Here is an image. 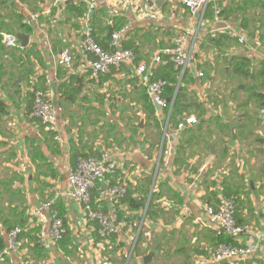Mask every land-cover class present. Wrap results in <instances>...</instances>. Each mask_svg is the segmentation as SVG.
<instances>
[{
  "label": "crops",
  "instance_id": "crops-1",
  "mask_svg": "<svg viewBox=\"0 0 264 264\" xmlns=\"http://www.w3.org/2000/svg\"><path fill=\"white\" fill-rule=\"evenodd\" d=\"M31 1L33 0H26L28 4H23L21 0H8L13 4L17 14L22 15L23 18L25 14L22 7L28 13L38 16L32 25H27L33 28V32L28 35V45L25 48L33 53L28 57L23 56L20 63L15 62L14 57L4 55L5 52L14 49L4 47L5 50L0 51V101L7 106L6 112L0 116V238L4 247L0 251V264H214L206 261L215 250L207 239L213 238V234L220 229L207 215L205 208H216L219 204L222 182L228 175V167L230 168L233 156L236 157L235 165L239 174H244L246 184L250 186V192L241 197L242 201H240L242 225L259 222V229H254L253 232H262L264 168L262 164L256 162V159L264 158V119H261L260 110L257 113L261 125L255 130L257 136L255 138L261 141H254L253 137L242 141L236 139L234 135L231 140L224 138L228 155L220 165L215 157L217 152L221 153L224 148L223 143L219 142L222 137L219 135L216 143H210L214 146L215 155H211L210 149L207 151L201 145L198 154L188 160L187 168L175 165L173 160L177 157L176 145L170 142L162 144L160 125L158 124L160 136L145 132L143 129L146 127L144 114L139 106L132 103L139 86L128 76L127 67L113 70L110 75H105L108 78L100 83V77L96 80L88 79L77 74L76 69L69 73L57 62L59 53L63 49L70 50L77 61V33L84 17L71 19L70 23H65L67 19L65 3L72 2L77 7L79 4H84L85 12L91 3L94 6L92 20L95 22L98 18L101 19L103 25L108 26V31L111 29L113 17L122 19L123 24L132 22L135 29L158 27L136 25L131 7L122 0H104L105 3L101 5L99 0H61L60 4H56L57 0H36L38 1L36 7ZM61 5H64V8H61ZM52 8L54 15H50ZM97 12H102V15ZM6 13L10 12L5 10L2 15ZM228 22L237 30L241 29L239 20ZM181 23L175 18L170 28L164 30L159 28L160 32L170 31L172 34V29L181 28ZM230 23L212 24L209 28L210 35L223 33L221 29ZM72 24L75 26H71ZM247 37L249 40L244 47L237 46L235 42V45L223 49L222 54H218L216 49L203 46L206 88L204 90L198 88L202 91L197 92L198 89L193 88L195 81L191 76L189 78L193 82L187 86L189 94L195 101L194 106L199 103L207 107V99L213 89L211 86H214L215 80L219 79L218 75L221 74L219 69L224 65L221 57L228 60L231 56L244 55L250 59L251 65L264 62V41L255 34ZM18 48L23 49L20 43ZM227 52L231 54L229 57L224 56ZM18 55L19 53H16L15 57ZM228 71V67H225V74ZM12 74L15 83L22 84L18 93H15L14 87L10 85ZM220 76L223 78V74ZM70 78L73 80L68 88H77L79 85L83 88L75 103L68 102L60 89ZM28 81L29 87H27ZM34 86L46 88L52 96L57 128L54 131L56 138L54 137L53 141L48 140L47 127H38L30 121V116L27 117L24 113L25 93L31 92ZM121 92H125L128 100L117 103V106L113 105L114 99L118 100ZM111 105L112 108H109ZM96 110L100 111L99 115H94ZM220 110L218 108L216 112L219 113ZM130 112L135 114L136 119ZM94 116L98 117L97 120L93 119ZM188 116L195 117L194 124L200 120L196 113ZM78 119L86 122L85 127L87 130L90 127V131L81 135V131L77 130ZM222 120H226V117ZM73 123L74 128H71ZM108 123L115 128L109 127ZM137 124L140 128L135 131L134 126ZM71 143L87 146L86 148L93 151L100 150L109 154L111 158H116L120 164L119 177L121 180L124 179L126 186L139 188L148 179L150 180L151 183L145 186V190L154 189L159 195L154 202L157 204L155 215L148 216L143 222L146 206L144 210L136 212H127L125 206L120 207L125 212V218L132 220L133 223L139 219L138 217H142L141 226L144 229L142 241L136 247L138 252L133 251L134 242L139 234V231L136 235L132 233L136 223L133 226L127 223L126 229L122 228L123 225L115 224L114 238L110 236L101 241L98 237L99 240H95L93 232L96 231V224L89 223L79 204L68 196L69 149L74 146ZM33 146L40 147L41 160L32 159ZM161 146V155L158 159ZM254 147L263 148V155H256L253 151ZM249 151L253 154L251 155ZM209 160L211 164L202 169ZM246 164H249V167H246ZM106 192L107 186L104 187L105 194L95 199L94 204L97 205L96 210L111 217V203ZM136 196L143 197L144 192ZM47 202H51L52 208L56 206V213L59 212L65 221L68 235L59 246L53 244L49 238L51 216L49 211L42 208ZM137 204L140 207V203ZM10 225H21L25 231L16 251L6 249L5 236L7 226ZM232 241L236 245L245 244L239 238ZM178 247L190 252L187 257L189 263L185 261L186 257L176 253ZM200 248L207 249V257L198 255L197 251ZM164 255L169 258L164 259ZM145 257L149 259L145 261ZM254 257L261 261L264 259L261 245L257 247L252 257L228 263L240 264Z\"/></svg>",
  "mask_w": 264,
  "mask_h": 264
},
{
  "label": "built area",
  "instance_id": "built-area-1",
  "mask_svg": "<svg viewBox=\"0 0 264 264\" xmlns=\"http://www.w3.org/2000/svg\"><path fill=\"white\" fill-rule=\"evenodd\" d=\"M124 4L131 7L136 25H148L158 27L161 30L170 28L173 20L178 18L182 22L181 28L175 29L173 38L165 40V44L159 46L155 51L146 53V57L136 61V55L130 48H124V42L132 32L133 23L126 22L119 29L112 31L106 48L99 46L94 38L95 28L91 23L94 6L88 5L81 23V28L77 33V61L76 56L68 49L60 51L58 64L69 73L76 69L77 74L88 79L96 80L101 76L110 75L113 70L127 67L128 76L137 82V86L143 88L146 96L153 107V115L160 125L161 142L177 144L182 130L190 124H194V116H188L179 121L175 126L171 125V112L174 105L175 94L165 98L166 81L153 79V71L158 66L172 65L177 73V86L181 85L188 75L193 78L195 84L193 88H206V74L203 71L205 56L203 46L210 36L209 28L214 23H230L218 18L220 11L216 0H122ZM57 0L56 4H60ZM99 4H104V0H99ZM212 4V7H209ZM64 8V5H61ZM25 14L22 23L32 25L38 16L28 13L24 7ZM135 11V12H133ZM211 11V16H209ZM222 34L234 38L236 45L244 47L247 44L248 35L241 29L227 24L221 29ZM220 33V32H219ZM2 45L6 49H16L19 41L15 34H2ZM229 52L225 57H229ZM202 91L198 89L197 92ZM261 119H264V109L260 110ZM30 117L40 120L49 130L56 131V111L50 92L36 90L32 94V110ZM116 123L118 121L113 118ZM158 153V159L161 155ZM210 160L206 165H210ZM120 164L116 158H111L109 154L101 153L94 158L82 159L73 168L68 166L67 182L70 186L68 196L79 204L85 219L89 223L96 224V232L102 240L110 238L116 232L115 224L122 226L124 223L118 222L116 206L126 194V184L124 179H117L114 185L107 186L104 182L106 176H114L119 170ZM102 184L107 186L106 196L111 203V217L93 209L91 191ZM105 193L101 192L100 197ZM42 208L49 211L51 216L49 238L53 244L62 240L65 234V227L61 218L56 212L51 210V202L44 203ZM205 212L211 220L225 234L233 239H242L244 245L221 244L211 252L209 261L214 264L224 262H239L252 257L257 247L262 246L264 250V229L260 233H255L245 225L238 224L235 220V205L233 201L221 196L216 208L206 207ZM116 220L117 222H114ZM21 229L16 227L9 230L5 236L6 249L16 251L19 247V235ZM136 242V241H135ZM134 242V244H135Z\"/></svg>",
  "mask_w": 264,
  "mask_h": 264
},
{
  "label": "trees",
  "instance_id": "trees-1",
  "mask_svg": "<svg viewBox=\"0 0 264 264\" xmlns=\"http://www.w3.org/2000/svg\"><path fill=\"white\" fill-rule=\"evenodd\" d=\"M21 2L23 4L27 3L26 0H21ZM31 4H34V6L36 7L38 6V1L33 0L31 1ZM215 5H218V7L220 8L221 0H216ZM209 7H212V4ZM256 7L260 10H263L262 15L260 16L259 14V16L256 18V20L259 21L258 26L261 30L264 29V0H230V3L226 7L219 9L220 11L218 12V18L226 22H233L241 19L239 20V27L242 30H246L248 22L253 20L245 18L244 16L248 15V10L254 9ZM83 8H85L84 4H79L77 7V5L72 2L65 3V12L67 14L65 23H70L71 19L76 20L77 18H82L85 14V10ZM5 10H8L10 13L2 15ZM97 14L102 15V12H97ZM50 15H54L53 8L50 10ZM209 16H211V11H209ZM22 21L23 16L17 14L15 8L13 7V4L9 3L8 0H0V51L5 50L4 46L1 43L2 34L23 33L28 36L33 32V28L31 26L22 24ZM91 23L95 28L94 38L97 44L102 48H106L109 41L108 26L103 25V21L99 18L95 22L94 20H92ZM123 23L124 22L122 19L113 17L111 22V30L114 31L116 29H119L123 25ZM71 26L75 25L72 24ZM256 30L257 26L253 30V34L250 33L248 35L253 36ZM159 32V28L141 30L133 29L128 36V40L124 42L123 47L130 48L134 51L136 55V61L141 60L142 56L140 50L143 44L147 43L149 40L154 41L155 48H158L162 44L163 41H156V34H158ZM162 32L165 34V36L168 37L171 33L170 31ZM259 38L260 40L264 41V36L262 34L259 35ZM234 41L235 40L233 38L225 34L216 33L215 35H210L207 38L204 46L208 49H216V51H218V54H222L223 49L229 47ZM26 50L27 48H17L14 50H10L9 52H5L4 55L14 57L15 62L21 63L23 60V56L28 57L33 53V51ZM16 53H19L17 57H15ZM220 59L221 61H224L223 67L219 69L220 73L223 74V78H225L226 81L234 82L236 84V87L231 91L226 92L225 94L209 95L207 99V107L199 103L197 104V106H194L195 101L192 99V96L189 94V90L187 88V86L193 82L192 79L189 78V75L184 80H182L181 85L176 88L178 81V72L173 68L172 65H160L153 71V79L164 80L167 83L165 89V98H169L173 94H175L174 105L170 116L171 125L175 126L179 121L184 120L186 116L188 117V115L192 113H196L197 118L200 119L196 124L190 126L187 125L182 130L179 140L176 144L177 157H175L173 160L175 165L187 168L189 166L188 160L191 156L198 154V148L202 145L208 151L209 144L211 142L216 143L217 137L219 135L222 136L219 139V142L223 143L224 148L222 149L221 153L217 152L215 157L217 158L220 165L228 155V147H226L225 145L226 141L224 140V138L231 140L232 136L234 135L236 139H240L242 141H246L250 137H253L254 141L256 142L261 141L258 138H255L257 137L255 135V130L258 126L261 125V121L258 118L257 112L264 109V62H260L257 65H251L250 59L244 55L231 56L228 60H225L222 57ZM225 67H228L229 70L227 74H225L224 72ZM107 78L108 76H101L99 78L100 83ZM14 79L15 77L13 78L12 74V78H10V85L14 87L15 93H18L22 84L15 83ZM72 80L73 78H70L68 80V83L62 85L60 89L62 90L64 98L68 102L75 103L78 95L81 93L83 88H81V85L77 86V88H68V85L72 82ZM29 86L30 84L28 81L27 87ZM241 86L244 88L241 89ZM37 89L43 91L47 90L46 88L34 86L32 90H30L31 92L27 91L25 93L26 95L24 113L27 117L30 116L32 110V92ZM124 100H128V98L127 96H125V92H121L119 93L118 100L114 99L113 105L117 106V103H120ZM98 101L101 104V101ZM132 103H134L136 106H139L142 114H144V125L146 127L152 125V129H155L152 134L156 133V135L160 136L159 126L153 115V107L149 102L143 88L139 87V91L137 92L136 97L132 100ZM109 108H112V105ZM218 108L221 109L219 113L216 112ZM6 109L7 106L0 101V116L6 112ZM99 112V110H96V114L94 113V115H99ZM223 117H226V120H222ZM30 121L34 122L40 128L45 127L40 122V120L36 118L30 117ZM81 123L82 124H78L77 130H80V128H82V125L85 126V124H83V121H81ZM108 126L115 128V126H112L109 123ZM71 128H74V123L71 125ZM139 128L140 127L138 124L134 126L135 131L139 130ZM47 133L49 137L48 140L53 141L56 133L52 130H48ZM78 133H80V131ZM78 136L81 135L78 134ZM73 145L74 146L69 149V166L73 168L80 160L94 158L102 153L100 150L93 151L90 148H86L87 146L84 147L81 144H79L78 146L77 144ZM55 146L56 149H58L57 143H55ZM194 147L195 149H193ZM249 153L251 155L253 154L252 151H249ZM32 154L34 155L32 159H42L40 147L33 146ZM232 159L233 161L230 164V168L228 167V175L222 182L223 188L221 191V196L233 201L235 205V220L238 224L242 225L243 221L242 218H240L239 212V206L242 203L240 201H242L241 197H244L250 192V186L246 184L244 174H239V170L235 165L236 157L233 156ZM119 173L120 171L117 170V173L114 176H106V178L104 179L105 184L107 186L114 185L119 178ZM149 183L151 182L148 179L145 184L139 188L138 186L132 185L126 186V194L121 199L120 204L116 206L118 222H125V225L123 224L122 226L123 229L127 228L126 225L127 223H129V220L125 218V212L121 210L120 207L125 206L128 209L127 212H136L141 209L143 210L146 206V209L144 210L143 222L148 216L151 217L155 215L154 212L156 211L157 204H155L154 202L159 195L154 192V189H152L151 192H149V190H145V186ZM101 192H104V187L102 186V184L97 185V187L91 191L94 210H96L97 208V205L94 204V200L99 198ZM143 192V197L136 196L137 194H141ZM138 202L140 203V207L137 206ZM53 208L51 205V210L56 212V206H53ZM57 215L63 221L66 230L65 221L62 215L59 212ZM138 218L141 219V216ZM16 227L21 229V234L19 235L20 241L25 235V231L21 225L7 226L6 232ZM66 233L67 230L62 240L56 244L57 246H59L64 241V238L66 237V235H68V233ZM93 235L95 237V240H99L95 230L93 232ZM112 237L114 238L115 235L113 234ZM232 240V237L225 234L222 230L215 232L213 234V238L207 239V241L210 243V246L214 249H216L221 244H233L234 242ZM141 241L142 233L139 231L133 251L138 252V249L136 247ZM2 242V238H0V251L4 249ZM176 253L187 258L190 252L183 247H178ZM197 253L199 256H208L207 249L202 250L200 248ZM246 262L247 264H264L261 259L256 257ZM222 264L231 263L227 262Z\"/></svg>",
  "mask_w": 264,
  "mask_h": 264
},
{
  "label": "rangeland",
  "instance_id": "rangeland-1",
  "mask_svg": "<svg viewBox=\"0 0 264 264\" xmlns=\"http://www.w3.org/2000/svg\"><path fill=\"white\" fill-rule=\"evenodd\" d=\"M230 3V0H221V9L223 8V7H226L228 4ZM262 13H263V10H260L259 8H254V9H250V10H248V15L247 16H244L245 18H249L250 20H253V21H249L248 22V24H247V29L246 30H244L246 33H247V35L248 34H250V33H252L253 34V30L255 29V27L257 26V30H256V32H255V36H258L259 37V35H263L264 36V29H259V26H258V22L259 21H257L256 20V18L259 16V14H260V16L262 15ZM239 20H241V19H239ZM235 22V21H234ZM175 32H176V30H174V29H172V34L170 33V37H172V36H174V34H175ZM250 36H252V35H250ZM170 37H168V36H165V34L163 33V32H159L158 34H156V41H163L162 42V44L160 45V46H162V45H164L165 44V40H166V38H170ZM159 39V40H158ZM260 39V38H259ZM231 45H235V41L231 44ZM155 46H154V41L153 40H149L147 43H145V44H143V46H141V50H140V53H141V56H142V58H145L146 57V53L148 52V53H151V52H153V51H155ZM219 74V73H218ZM221 74H219L218 75V77H219V79L217 80H215V84H214V86H211V88H213V89H211V92H210V94L212 95V94H216V93H219V92H222V93H224L225 91H231L233 88H235L236 87V84L234 83V82H231V81H226V80H223V78H222V76H220ZM226 81V82H225ZM211 84H213V81H212V83ZM241 88H244V87H241ZM85 111V110H84ZM131 113V112H130ZM132 114V116L135 118L136 116H135V114H133V113H131ZM85 117V116H84ZM81 117H79V119H80ZM97 118L98 117H96V116H94V118L93 119H95V120H97ZM78 119V122H79V124H82L81 123V121ZM136 119V118H135ZM83 124H86V122H84L83 121ZM124 124V123H123ZM121 126V125H120ZM152 126V125H151ZM153 128V126L150 128V126H147V127H145V128H143L144 129V131L145 132H148V133H152V132H154V130L155 129H152ZM152 129V130H151ZM80 131H81V135L84 133V132H86V131H90V127L88 128V130H87V127H85V126H83L82 125V128H80ZM256 162H258L259 164H262L261 166L264 168V158H262V159H256ZM246 167H249V164H246L245 165ZM242 168H244V166L242 167ZM150 191V190H149ZM151 192V191H150ZM148 198H149V196H148ZM264 203V202H263ZM144 210V209H143ZM131 223V225L133 226V224L134 223H136L135 224V226L133 227L134 229L132 230V233L133 234H137V232L138 231H140L141 233L143 232V229H144V227H143V229H142V217H141V219H137L134 223L132 222V220H130L129 219V224ZM259 222H255V223H250V224H246V227L247 228H249V229H251V230H254V229H259L258 228V224ZM196 253V252H195ZM163 258L164 259H168L169 258V256H167V255H164L163 256ZM264 259H262V262H264L263 261ZM185 261L186 262H188L189 261V259L188 258H186L185 259ZM189 263V262H188ZM246 264H247V262H245ZM245 263H243V264H245ZM234 264H238V263H234Z\"/></svg>",
  "mask_w": 264,
  "mask_h": 264
},
{
  "label": "water",
  "instance_id": "water-1",
  "mask_svg": "<svg viewBox=\"0 0 264 264\" xmlns=\"http://www.w3.org/2000/svg\"><path fill=\"white\" fill-rule=\"evenodd\" d=\"M111 33H112V31H111V29H109V31H108V36H110ZM15 35H16V37H17L19 43H20V47H21V48H25V47H27L29 37H28L27 35L23 34V33H17V34H15ZM226 71H227V68H226ZM19 79H20V77H19ZM209 149H210V154H211V155H215V151H214V146H213V144H210ZM253 151H254V153H255L256 155H260V156L263 155V148H261V147H254V148H253ZM148 199H149V198H148ZM144 259H145V261H147V260L149 259V257H145Z\"/></svg>",
  "mask_w": 264,
  "mask_h": 264
}]
</instances>
